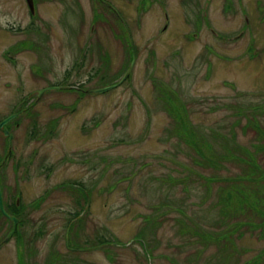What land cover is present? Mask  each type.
<instances>
[{"label":"rangeland","instance_id":"1","mask_svg":"<svg viewBox=\"0 0 264 264\" xmlns=\"http://www.w3.org/2000/svg\"><path fill=\"white\" fill-rule=\"evenodd\" d=\"M106 1L128 23L134 61L124 25L100 0H37L36 17L26 0H0V121L26 109L9 125L10 156L0 131L4 202L19 198L22 210L19 234L7 242L13 224L0 217V264H218L209 258L231 236L229 263L251 264L264 236L232 230L229 205H217L222 188L245 171L222 161L225 151L214 140L208 161L209 141L200 143L199 156L169 138L180 120L194 134L221 131L231 146L234 137L237 148L255 154L258 133L242 127L254 106L264 107V23L256 0H241L246 11L238 0H212L208 18L207 0H147L140 12L141 0ZM238 107L249 115L231 126ZM30 115L46 134L39 126L30 139ZM255 116L264 128V112ZM254 157L264 166V153ZM225 195L230 201L228 189ZM210 226L218 245L209 242ZM67 236L71 247L92 250L69 251ZM102 237L107 247L95 249Z\"/></svg>","mask_w":264,"mask_h":264},{"label":"trees","instance_id":"2","mask_svg":"<svg viewBox=\"0 0 264 264\" xmlns=\"http://www.w3.org/2000/svg\"><path fill=\"white\" fill-rule=\"evenodd\" d=\"M253 109L255 110H253L254 113H253L252 120L250 121L247 120V123L242 128L248 129L249 127V128H254L257 131L258 133L257 140L259 141V143L252 144V147L254 148V152H255L254 155L257 156L258 154L264 153V128H262L260 122L257 121L259 116L256 117L255 115L261 112H264V107H261L259 109V106L256 105L253 107ZM257 110H260L261 112ZM186 111L188 112V120L191 123L192 120L190 119V112L188 109H186ZM237 111L238 112L236 114H241V115L238 117V119H236L235 122L231 123V126H240L242 118L246 119L249 115V114L244 115L245 114L243 112L244 110H242L241 108L239 110V107L237 108ZM176 112H177V116H179L181 113L180 109ZM179 122L181 126L178 127V129L175 126L176 128L172 130L173 135L171 136V138H169V141H174L175 138H177L178 142L184 144L186 147H188L190 150H193L199 156H201L200 149L205 148V146L200 145V143L205 144V142L209 141L210 147L208 148L209 149L208 151L210 152V154L207 159L208 161H210L211 155L213 153V151L211 150L214 148V146L211 145V142L212 140H214L216 142L215 144L221 147L223 146L222 149L226 153L225 154L223 152V155L220 156V159L222 161L223 160L233 161L234 163L238 164V167H241L243 169L242 171H245V173H242L241 179H240V176L238 177L241 181L239 180L238 182L229 183L227 187L224 186L222 188V194L220 197L221 202L217 203V205L220 206L221 208L229 205L228 210L230 213L234 215L235 220H236L235 222L228 223V226H233L232 230L236 229L237 231H240L241 234H243L244 228L248 227V228H251V230L258 232V236L260 238L263 237L264 236V193H263L264 191V166L258 163V160L254 157V155H252L246 150H241V148H237L235 145L234 137H232L234 146H231L230 144L231 138L229 136L226 137L225 134L221 131L216 132L214 129H212V134L206 135L205 132H201V129H200V132L198 133L197 129L195 128L194 129L195 134H194L191 132L193 128L189 131L183 121L179 120ZM192 126L194 127L193 124ZM222 128L223 126H221V129ZM180 129H181V132H180ZM217 133L222 134L224 138L221 139L220 135H217ZM229 155L234 156L236 159H229L228 157ZM215 157L218 158V155L216 154ZM210 166L215 171L218 170L216 169L217 163H214ZM209 171L211 170L209 169ZM207 180L213 184L217 183V177L216 178L210 177V179H207ZM230 181H233V179H231ZM77 188H79L78 190L82 191L85 194L86 189L80 183L77 184ZM185 189H189L188 183H185ZM225 189H228L230 194L232 195V198L230 201H229V197L225 195ZM249 198L252 200H249ZM238 202H239V205H238ZM214 207L209 208L210 213L213 212ZM6 209L11 215L16 216L17 218L22 217V210L20 211V209L17 208L16 203H13L11 205L6 204ZM79 215L80 214H77V216L75 217L78 218ZM0 217H4L1 211H0ZM209 217L214 219L213 218L214 216L212 214L209 215ZM235 223L237 224L235 225ZM194 225H192V227L195 230V234L196 235L200 234L199 226L196 223ZM214 229L215 228H213V226H210L209 228H206L205 232L211 234L209 236V242H214V243H217L218 245L219 239H217L214 234H219V232L218 230H214ZM246 232L247 231H245V233ZM231 233H234V231H232ZM183 236L187 238H191L189 237V235L183 234ZM98 240L102 241L100 242L101 244L105 243V240L103 237H102V240L101 239H98ZM223 240H226L224 244L221 243ZM233 245H234V240L232 239V236L230 237V239H226V238L224 239V237H222L220 239V245H218V248L215 254L211 258H209V260L210 261L214 260L218 264H223L225 262L229 263V260L233 255L232 251L235 248ZM230 249L232 251H230ZM193 256L196 257V254H194ZM247 264H250V263H247ZM251 264H264V248L255 257V260L251 262Z\"/></svg>","mask_w":264,"mask_h":264},{"label":"flooded vegetation","instance_id":"3","mask_svg":"<svg viewBox=\"0 0 264 264\" xmlns=\"http://www.w3.org/2000/svg\"><path fill=\"white\" fill-rule=\"evenodd\" d=\"M94 1V0H93ZM184 2V4H185V1L186 0H183ZM246 1V0H245ZM247 1H252V0H247ZM246 1V2H247ZM261 0H256V3L258 4V11H260V16H261V22L262 23H264V0H263V4L261 5V2H260ZM26 2H27V0H26ZM33 2H34V8H35V13H32V11H31V9H30V7H29V4H28V2H27V4H28V7H29V10H30V13H31V16L32 17H36V12H37V0H33ZM100 2L102 3V4H105L106 6H108L112 11H113V13L118 17V21H119V24H123L124 25V27H125V31H126V33H127V37H128V41L130 42V45L133 47V50H132V52H133V55H132V58H133V61L135 60V58H136V51H134V47L135 46H133V41H132V35H131V30L130 29H128V27H127V25H128V23H127V21L126 20H122L121 19V17L117 14V12L114 10V8H112L111 6H109L108 4H107V1L106 0H100ZM152 2L154 3V4H158V5H166V3H165V0H152ZM211 2H212V0H207V2L205 3V5H204V13H203V16H204V18H208V10H209V7H210V5H211ZM147 3V0H141L140 2H139V5H140V8H138L139 9V11L138 12H140L142 9H144L145 8V4ZM238 3L239 4H241V10L242 11H246V9H245V6L243 5V3L244 2H242L241 0H238ZM185 6H186V4H185ZM223 8H224V6H223ZM234 9H236V8H234ZM139 15H140V13H139ZM164 17L166 18V20H169V16H168V13H164ZM242 16H244V18H245V21H246V26L248 27L249 25H250V19H249V17H247V14L244 12V14L242 13ZM32 25V24H31ZM30 25V26H31ZM94 26H92V28H91V32H90V36L92 37V35H93V33H94V28H93ZM167 25L163 28V30L162 31H165L166 29H167ZM211 30V32L215 35V36H219V34H217L213 29H210ZM244 30L238 35V37H241L242 35H244ZM126 33H125V36H126ZM162 34V33H161ZM127 37H126V39H127ZM238 37H235V38H229L228 40L230 41V40H235V39H237ZM121 39H123V37L121 36ZM223 39H224V37H223ZM224 40H226V39H224ZM124 41H125V38H124ZM127 41V40H126ZM126 43V42H125ZM27 45V44H26ZM136 48V47H135ZM257 50H259L258 48L255 50V51H257ZM110 53V52H109ZM84 55H85V52H84ZM132 61V62H133ZM134 64L133 63H131V65H130V68H132V67H134L133 66ZM123 79V78H122ZM23 99V98H22ZM24 102V101H23ZM33 106V105H32ZM76 108V106L74 107V109ZM25 111H26V109H21V110H19L17 113H14V114H11V115H9L8 117H6V118H4V119H7V118H9V117H11L12 115H14V118L7 124V125H5L4 127H3V129H0V131L4 134V132H3V130H7L8 131V133H9V136H5V134H4V136L8 139V141H9V143H10V145H9V148H10V150H9V154H8V156H10V154H11V148H12V143H13V140H14V136H13V134H12V132H11V130H12V128H10L9 127V125H10V123L11 122H14L18 117H20V116H22L23 115V113H25ZM30 117V120H29V122H28V124H27V128H30V134H28L29 136H30V139H32V138H35V135H37L36 133L38 132V131H40V133H41V128H43L45 131H44V133H41V134H46V127L44 126L45 124H42L43 125V127H41L40 126V123H39V121L37 120V119H34L31 115L29 116ZM3 119V120H4ZM3 120H1L0 121V123L3 121ZM56 119H53V121H55ZM57 121V120H56ZM18 122V121H17ZM16 122V125H15V127L16 128H18L19 127V123H17ZM57 123H55L54 125H56ZM41 128H40V127ZM47 126V125H46ZM27 130V129H26ZM54 130H55V128H54ZM52 131V130H51ZM50 131V132H51ZM40 134V135H41ZM10 138H12L11 140H10ZM14 159H16V156L14 155V157H13ZM5 161V160H4ZM16 206H17V208H21L20 207V200H19V198L16 200ZM20 213V212H19ZM83 214V213H82ZM18 219V225H17V227H16V231H15V233H14V235H16V234H19V223H20V219L19 218H17ZM69 241V239H68V236H67V242H66V246H67V248L69 249V251H71V252H73V253H76V254H79V253H85V252H89L90 250H92V248H76V247H71L70 246V242H68ZM7 242V241H6ZM75 245V244H74ZM95 249H100V248H106L107 247V243H106V241H105V243L104 244H101L99 241H96V244H95Z\"/></svg>","mask_w":264,"mask_h":264},{"label":"water","instance_id":"4","mask_svg":"<svg viewBox=\"0 0 264 264\" xmlns=\"http://www.w3.org/2000/svg\"><path fill=\"white\" fill-rule=\"evenodd\" d=\"M27 2H28V4H29V7H30L32 13H35V8H34V2H33V0H27ZM128 76H129V73H127V74L125 75V77L121 80L120 83H122V82H123ZM120 83H119V84H120ZM116 86H117V85L109 86V87H106V88H103V89H100V90H96V91H94L93 93H95V94L105 93V92L111 91V90L114 89ZM54 89H55V88H54ZM13 118H14V116H11V117H9L8 119H6L5 121H3L2 123H0V129H3V127H4L5 125H7V124H8ZM3 132H4L5 136H9V133H8V131H7L6 129L3 130ZM11 139H12V138H10V140H11ZM89 204H90V201H88V205H87V207H86V210H88V208H89ZM0 211H1V213L3 214L4 217L8 218L9 220H11V221L14 223L13 230L9 233V235H8V237H7V239H6V241H8V239H10V238L14 235V233H15V231H16L17 224H18L19 221H18V219H17L16 217L11 216V215L7 212L6 207H5V202H4V198H3V193H2L1 186H0Z\"/></svg>","mask_w":264,"mask_h":264}]
</instances>
